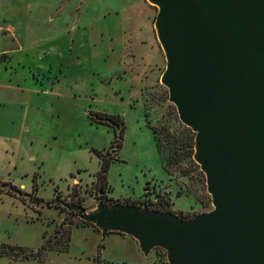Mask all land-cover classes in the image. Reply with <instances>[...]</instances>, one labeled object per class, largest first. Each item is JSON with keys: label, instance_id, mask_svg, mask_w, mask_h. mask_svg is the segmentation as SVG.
I'll use <instances>...</instances> for the list:
<instances>
[{"label": "rangeland", "instance_id": "374dc122", "mask_svg": "<svg viewBox=\"0 0 264 264\" xmlns=\"http://www.w3.org/2000/svg\"><path fill=\"white\" fill-rule=\"evenodd\" d=\"M157 11L148 0H0V264H169L163 247L146 255L129 234L103 237L65 203L103 195L184 217L213 207L196 132L161 81ZM117 138L100 180L96 149Z\"/></svg>", "mask_w": 264, "mask_h": 264}, {"label": "water", "instance_id": "95a60500", "mask_svg": "<svg viewBox=\"0 0 264 264\" xmlns=\"http://www.w3.org/2000/svg\"><path fill=\"white\" fill-rule=\"evenodd\" d=\"M161 81L195 132L213 207L184 217L132 202L65 203L103 237L133 236L169 264H264V0H148Z\"/></svg>", "mask_w": 264, "mask_h": 264}, {"label": "trees", "instance_id": "16d2710c", "mask_svg": "<svg viewBox=\"0 0 264 264\" xmlns=\"http://www.w3.org/2000/svg\"><path fill=\"white\" fill-rule=\"evenodd\" d=\"M97 118L99 121H102V122H111V121H115V120L121 121L122 120L120 116L110 114L107 112H98ZM121 144H122L121 141L117 138V140L115 142H113V144L111 145V148L107 149L106 152L102 149H96L97 153L100 155V158H101V168L98 171V178L100 180H106L107 179L111 161L116 157V156H114L115 154L112 152L114 150H116L115 146H117V145L121 146ZM133 203H135V202H133ZM157 208H160V207H157ZM82 220L87 224L94 225L98 230H100L94 223L86 221L84 219H82ZM6 250H7L6 244L5 243L0 244V254L5 253Z\"/></svg>", "mask_w": 264, "mask_h": 264}, {"label": "crops", "instance_id": "0c3cea01", "mask_svg": "<svg viewBox=\"0 0 264 264\" xmlns=\"http://www.w3.org/2000/svg\"><path fill=\"white\" fill-rule=\"evenodd\" d=\"M149 2V1H148ZM128 5L126 4V5H122L120 8L121 9H124L125 7H127ZM123 7V8H122Z\"/></svg>", "mask_w": 264, "mask_h": 264}, {"label": "flooded vegetation", "instance_id": "af4514ba", "mask_svg": "<svg viewBox=\"0 0 264 264\" xmlns=\"http://www.w3.org/2000/svg\"><path fill=\"white\" fill-rule=\"evenodd\" d=\"M101 193H103V191H101ZM103 197V195H101ZM104 198V197H103ZM138 204V203H137Z\"/></svg>", "mask_w": 264, "mask_h": 264}, {"label": "built area", "instance_id": "2783aa9c", "mask_svg": "<svg viewBox=\"0 0 264 264\" xmlns=\"http://www.w3.org/2000/svg\"><path fill=\"white\" fill-rule=\"evenodd\" d=\"M11 29V28H10Z\"/></svg>", "mask_w": 264, "mask_h": 264}]
</instances>
